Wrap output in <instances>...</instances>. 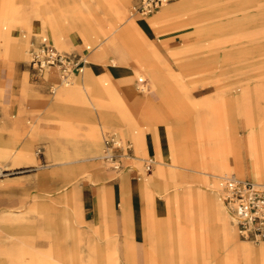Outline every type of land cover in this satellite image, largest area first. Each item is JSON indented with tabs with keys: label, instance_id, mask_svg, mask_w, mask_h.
<instances>
[{
	"label": "rangeland",
	"instance_id": "obj_1",
	"mask_svg": "<svg viewBox=\"0 0 264 264\" xmlns=\"http://www.w3.org/2000/svg\"><path fill=\"white\" fill-rule=\"evenodd\" d=\"M14 1L15 4L20 2ZM135 1H128L130 6L128 13L134 11ZM173 1L175 0L165 3ZM219 1L225 0H211V5ZM90 3L92 8L89 10L95 9L93 22L101 31L109 27L110 22L119 23L116 17L108 14L107 7L98 5L97 0H90ZM165 3L151 14L140 15L134 12L133 17L138 21L150 20L144 28L146 39L141 41L146 45L147 53L144 57L145 63L141 65L139 71L149 72L151 69L148 68L152 67L156 75L164 79L169 86L166 91L170 95L168 99L162 98L152 87L150 77L144 76V81L137 82L138 73L135 70L134 59L119 41L116 43L118 47L123 46L125 51L123 55L127 60L112 65L111 57L105 53H101L98 58L92 56L93 52L88 51L85 46L89 44L93 46L96 41H87L79 31L75 35L61 34L60 41L63 47L53 40L47 29L40 22H36L37 19L33 15V11L36 8L39 10L42 5L40 1L28 0L24 8L22 7L31 15L28 25L17 23L14 29L21 39L26 40L27 49L31 41L36 40L39 34H44L56 47L66 52L88 51L87 66L94 64L96 71L102 72L103 76L111 73L114 79L117 78L120 90H130L132 97L138 99L137 104L140 107H148L152 112L155 129L151 123L144 124L143 129L148 131L152 128L151 131L158 132V137L162 136L165 154L164 157L160 155L158 146L151 171H145L143 158H147L151 153L147 144L146 150H143L131 137L114 130L99 128L96 116L97 96L83 80L81 82V75L68 85H63L57 71L53 69L56 81L48 73L43 79L34 80L27 55L25 58H13L6 52L5 47L0 45V142L8 146L7 153L0 155V167L12 171L0 178V210L17 213L23 210L22 222L26 223V226H21L20 221L17 229L0 230V264H31L52 249L53 228L51 225L45 228V220L47 219V224L52 222V218L47 216L57 214L59 211L67 220L62 218V233L56 242V247L60 250L56 253L51 252L54 255L51 257L53 262L59 257L64 260V264H69L67 257L72 246L73 251L87 253V257L92 256L91 264H105L106 247L110 245L116 257L115 264H127L124 255L125 244L133 240L132 244L136 246L133 248L136 264H147L146 255L152 251L150 249L152 246L153 264H177L175 245L181 248L180 252L183 255L180 264H188L192 253H195L197 263L201 264L200 252L204 244L200 239L197 222L191 223L187 219L189 211L186 194L174 202L180 207L183 216L182 224L178 226L177 244L174 243L170 225L171 194L175 193L177 188L178 190L182 188L183 192L187 186L195 188L208 187L214 182L217 184L219 175L214 177L209 173L203 174L189 169H198L199 162L208 157L209 140L199 135L196 125L198 114L206 110L224 108L237 110L243 92L250 91L256 95L254 102L256 106L264 107V0H228L226 3H220L216 10L212 8L202 15L192 16L187 14V9H183L166 11L161 17H154L159 9L166 5ZM82 8L85 14L89 13L84 4ZM146 41L161 51L160 60L153 58L149 53ZM182 44H192L197 48L191 53L173 57L170 54L171 50ZM121 74L125 79L118 77ZM22 77L26 78L30 89L39 95L38 99L19 95L15 86ZM1 78H6V93ZM12 80L15 84H12ZM103 80L107 85L110 83L106 77ZM57 84L61 85L58 90ZM50 86L53 90L56 87L57 91L60 88L77 91L80 89L81 98L70 95L66 102L69 107L83 106L91 111L90 114L81 116L69 110L63 119H48L45 105L47 99L55 93L49 89ZM8 101L10 102L6 104ZM101 104L109 108L106 101H102ZM261 117L264 120V113L259 119ZM234 118L238 134L245 137L248 129L245 127L244 118L242 116ZM40 122L59 131L58 137L51 138L47 133L40 135L38 128ZM95 126L101 142L98 148L93 147V152H88L87 132ZM167 126L171 128L170 137L167 134ZM104 133L114 134L121 140L130 142L134 155L126 164L130 167L115 171L100 157ZM144 138L146 141L147 133ZM53 142L64 143L67 148L72 143L73 146L80 148L78 150L80 154L68 158L53 157L49 152ZM23 148L37 159L36 162L26 155V152H21ZM243 157L245 168L248 170L250 158L245 150ZM186 158L188 164L184 162ZM79 165H82V169L78 167ZM71 166L74 171H71ZM128 168L137 170L139 179L133 173H129ZM159 170H166L169 174L159 175ZM17 175L19 177L7 179L8 176ZM194 175L199 176L203 182L194 179ZM117 178L120 179V200L113 201L112 192L107 193V189L111 187L103 188L101 185L113 183ZM245 179L256 180L248 173ZM140 184L144 185L143 194ZM91 188L96 192L95 208H92L91 202H88L90 206H87L84 199V193L89 192ZM152 195L154 202L147 200V197ZM218 196L221 197L220 194ZM51 204L55 206L52 208ZM153 206L155 211L152 218L150 214ZM123 210L125 218L122 220ZM151 218L155 221L150 226L151 223H148ZM157 218L167 224L165 231H159ZM69 224L74 229L71 234ZM37 227L42 231L38 232ZM154 234L166 238V249L159 248L161 245H157L156 248V243L150 239L151 235L153 240L155 239ZM238 238L243 239L239 235ZM245 241L255 245L259 242L251 239ZM91 246L97 249L94 251L90 249ZM206 247L211 250L212 240L207 242ZM221 251V247L218 246V258ZM206 252L211 253L209 250ZM72 262L70 261V264H76Z\"/></svg>",
	"mask_w": 264,
	"mask_h": 264
},
{
	"label": "bare ground",
	"instance_id": "obj_2",
	"mask_svg": "<svg viewBox=\"0 0 264 264\" xmlns=\"http://www.w3.org/2000/svg\"><path fill=\"white\" fill-rule=\"evenodd\" d=\"M27 1L20 0L19 4H15L16 2L14 0H0V45L4 46L6 52L13 58H25L27 55L29 59V48L27 49L26 47V40L21 39L14 29L17 23L28 25V19L31 15L28 11L26 12L22 9V7L24 8V5L27 4ZM38 1H40L42 5L39 10L36 8V10L33 11V15L37 19L36 22H40L41 25L47 29L52 39L59 42L62 47L63 44L60 41L61 34L70 33L71 35H75V33L78 34L77 31H79L87 41H96L93 46H90V44L85 46V48L89 49L88 51L93 52V57L98 58L101 53H105L107 56L111 57L112 65H114L123 63L124 60H127L123 55L125 52L123 49L124 46L134 59L138 78L144 80V76L150 77L152 80V87L159 92L158 94L164 99L170 97L166 92L169 86L166 85L164 79L156 75L152 67L148 68L151 69L149 72L139 71L141 65L143 66L145 63L144 57L147 53L146 45L141 43V41L146 39L144 28L150 20L138 21L137 18L133 17V14H135L134 11L128 13L130 7L129 0H97L98 5L107 7L109 15L119 20L118 24H115L114 21L110 22L109 27L103 31L96 27L93 22L92 17L95 13V9L89 10V8H92L90 0H72V2L70 0ZM227 1L228 0L219 1L211 5V0H175L170 3H165L166 5L161 7L154 17H161L162 13L166 11L171 12L183 9H187V14L192 16L202 15L212 8L216 10V8L220 7L218 6L220 3H226ZM83 4L88 8V14L83 12ZM32 26H34V24ZM101 35L103 36L100 38ZM116 41H119L123 46L118 47L119 45H117ZM146 43L147 47L150 49L149 53L153 58L160 60V50L152 43L150 44L148 41H146ZM196 48L197 47L192 44H182L172 49L170 54L176 57L179 54L191 53L196 50ZM48 74L51 75L53 80H57L53 70ZM104 77L109 80L110 83L108 85L107 82H104ZM80 79L81 82L83 80L85 85L97 96L98 107L96 116L99 128L101 130L103 128L114 130L121 135L129 136L136 145L146 150V141L144 138L145 131L143 126L146 123H151L153 129H155V124L152 122L153 114L149 108L140 107L137 104L138 99L132 97L130 90H120L118 88V86H120L118 80L116 81L111 73L103 76L102 72L96 71L94 64L91 66L85 65ZM12 81V84H15L14 80ZM70 82L60 83L68 85ZM15 87L18 89L19 95L38 99L39 95L30 89L25 77H22ZM59 87H61V85L57 84V90ZM57 90L55 87L53 90V93H55L47 99V104L45 105V114L48 119H63L64 114H67L69 110L71 113H77L81 116L90 114L91 111L89 109L80 105L69 107L67 104L68 102H66V99L70 95L75 97L78 96V99L81 98L80 89H78V91L75 89L63 88H60L59 91ZM144 90L143 87V91ZM174 94L177 95V93ZM255 99L256 95L253 92H243L241 103L237 110L233 111L226 108L221 110H206L197 115L196 125L199 135H203L209 140L208 157H205L204 160L202 159V161L199 162L200 164L197 165L198 169H189L198 173H209L214 177L233 173L238 177L245 178L246 173H248L256 179L255 181L264 180V120L262 117L259 119L260 116H263L264 107L262 105L256 106L254 103L256 101ZM102 101H106L109 108L104 107L101 104ZM31 102L33 101L31 100ZM144 106H146V103ZM236 116H242L244 118L245 127L248 129V133L245 137L240 136L236 130L234 118ZM150 129L152 130V128ZM166 129L170 137L171 128L167 126ZM202 129L204 130L203 133ZM154 134L156 138V133ZM87 135L89 142L86 149L88 152H93V147L98 148L101 142L100 135L97 133V127L95 126L94 129L89 130ZM172 146L173 145H171V147ZM7 147L8 146L5 145L4 142H0V155L5 154L8 150ZM157 147L158 143L155 145V148ZM79 149L73 146L72 143L67 148L64 143L53 142L49 147V152H51L53 157L68 158L79 155ZM244 150L250 158L248 170L245 168L243 157ZM21 152H26V155L28 154L24 148ZM21 154L25 155V153ZM28 156L36 162L37 159L33 155L28 154ZM73 160L75 161L78 159ZM159 162L163 163V161ZM184 162L188 164V159L186 158ZM78 167L81 168L82 165ZM158 174L166 176L169 172L166 170H159ZM194 179H197L200 183L203 182L199 176L194 175ZM143 186L144 185L140 184L142 194L144 192ZM181 190L182 188H180V190L177 188L175 193L171 194L172 216L170 225L172 227V235L175 244H177V234L179 233L178 226L182 224L183 216L180 212V207L175 205L174 202L180 200L183 194H186L189 211L187 219L191 223L194 221L197 222L200 228V239L202 244H204L200 252L201 264H264V239L258 240L259 242L255 245L254 243L245 241L246 238H238L235 215L228 209L222 198H219L218 195L220 191L215 182L208 187L196 186L194 188L192 186H187L183 192ZM111 192V189L108 188L107 193L111 194ZM147 200L154 202L153 195L148 196ZM120 204L122 205L121 202ZM153 211H155L154 206L151 208L150 216H152V218ZM22 219V212H3V210H0V230H8V228L17 229V225L21 223V226H26V223L23 224ZM154 221L155 220L152 219L148 224L151 223V226ZM156 222L159 226V231H165L167 227L165 221L157 218ZM151 232L153 234V230H151ZM154 237L155 239L153 240V236L151 235L150 239L156 243V248L157 245H161V247L159 246L161 249L167 248L166 238H161L159 234H154ZM210 240H212L213 244L211 250L206 247L207 242ZM132 242L134 243L133 240ZM132 242L125 244L124 255L127 264H136V257L133 254V248H136V246L135 244L133 245ZM218 246L221 247L222 250L219 258L217 256ZM90 249L95 251L97 248L91 246ZM150 249L152 251L148 252L146 255L147 264H153V246L150 247ZM174 249L177 264H180V261L183 259V255L180 252L181 248L175 245ZM208 250L211 253H207L206 251ZM52 251L53 250L50 248L41 258H38V260L33 263L31 262V264H64V260L59 259V257L55 259V262L51 261V257L54 256L51 253ZM91 257L92 256L87 257V253L84 254L72 250L67 258L69 259V264L70 261H74L72 263L76 264H91ZM104 257L105 264H115L116 257L113 255L110 245H107ZM188 264H198L195 253H192L188 259Z\"/></svg>",
	"mask_w": 264,
	"mask_h": 264
},
{
	"label": "built area",
	"instance_id": "obj_3",
	"mask_svg": "<svg viewBox=\"0 0 264 264\" xmlns=\"http://www.w3.org/2000/svg\"><path fill=\"white\" fill-rule=\"evenodd\" d=\"M172 0H136L134 12L147 15L154 12L165 2ZM88 51L69 53L56 47L48 36L39 34L31 41L29 47L30 73L34 80L43 79L46 73L55 69L60 82H70L83 73L88 63ZM144 81L142 79L137 82ZM49 89L52 91L51 86ZM103 149L100 157L112 170L126 168L128 159L133 158V149L128 140H121L114 134L104 133ZM154 159L143 158L145 171H151ZM126 165V166H125ZM12 173L0 167V178ZM131 173L139 179V172L131 169ZM216 185L221 198L236 218L237 233L241 238L258 241L264 239V182L240 178L233 173L219 175Z\"/></svg>",
	"mask_w": 264,
	"mask_h": 264
},
{
	"label": "crops",
	"instance_id": "obj_4",
	"mask_svg": "<svg viewBox=\"0 0 264 264\" xmlns=\"http://www.w3.org/2000/svg\"><path fill=\"white\" fill-rule=\"evenodd\" d=\"M161 52V51H160ZM119 78L120 77H125L123 76V74L119 75L118 76ZM2 79V78H1ZM117 80V78H115ZM3 82L2 84L4 85V93H6V90H7V87H6V78L5 79H2ZM10 100V99H9ZM10 101L8 102H5L6 104H8ZM38 128H39V134L42 135L43 133H47L48 136H50L51 138H54V137H58V135L60 134L59 131L57 130H54L51 128V126L49 125H46L44 122L43 123H39L38 124ZM145 133L148 134V138L146 139V144H147V147L149 149V151L151 152L149 156L153 157L154 158V154L156 153V148H155V145L156 143H158V146H159V152H160V155L162 157H164V149H163V146H162V136L161 137H158V132L156 130H153L151 131V129H149L148 131H145ZM154 133H157L156 134V138H155V134ZM148 140V141H147ZM154 152V153H153ZM72 167V166H71ZM127 167H130L129 165ZM129 170V173H131V168H128ZM71 170V169H70ZM71 171H74V168L72 167V170ZM131 176V175H130ZM15 177H19L18 175L17 176H8L7 179H11V178H15ZM7 182V181H6ZM103 188L105 187H111V191H112V200H116V201H119L120 200V179L117 178L116 181H114L113 183H104L103 185H101ZM101 188V189H103ZM95 189L91 188L89 190V192L87 191L86 193H84V199L85 201H87V206H90L88 202H91V206L92 208L94 207L95 208ZM97 200V199H96ZM55 205L51 204V207L53 208ZM89 208V207H88ZM59 210V209H58ZM4 211V210H3ZM22 212V216L24 218V215H23V210H20ZM17 212V211H15ZM122 220L124 219L125 217V212L124 210L122 211ZM47 218H52V222L50 223H46L47 222V219L45 220V228L46 226L48 225H51V227L53 228V246H52V250L56 253V251H59V249H57L56 247V242L58 241V238L61 237V227H62V218H66L67 220V217L65 215H63V213L61 211H59L57 214H50V216H47ZM30 226V225H29ZM70 226V234L72 232V230H74L71 225L69 224ZM45 230V229H44ZM37 231L40 232L42 231L41 228L37 227ZM67 231V229H66ZM57 249V250H56ZM73 250L72 246L70 247V253L71 251Z\"/></svg>",
	"mask_w": 264,
	"mask_h": 264
}]
</instances>
